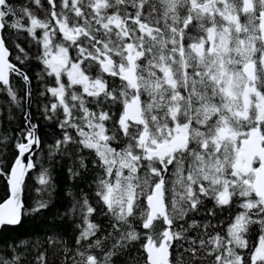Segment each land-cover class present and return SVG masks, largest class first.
Returning a JSON list of instances; mask_svg holds the SVG:
<instances>
[{"label": "snow or ice", "instance_id": "obj_1", "mask_svg": "<svg viewBox=\"0 0 264 264\" xmlns=\"http://www.w3.org/2000/svg\"><path fill=\"white\" fill-rule=\"evenodd\" d=\"M32 60L51 144L30 111ZM0 96L23 116L0 130V232L48 224L40 157L72 159L84 182L56 211L70 239L55 220L0 235V264H264V0H0Z\"/></svg>", "mask_w": 264, "mask_h": 264}, {"label": "trees", "instance_id": "obj_2", "mask_svg": "<svg viewBox=\"0 0 264 264\" xmlns=\"http://www.w3.org/2000/svg\"><path fill=\"white\" fill-rule=\"evenodd\" d=\"M14 2L20 4L23 3L24 0H14ZM26 38L28 37L22 36L21 40L18 42L34 54L36 48L31 40L29 38L27 40ZM41 69L42 66L39 62L35 60L29 62L27 71L32 78L31 89L33 99V104L30 108V111L32 112V115L34 117L33 123H37L40 125L39 134L41 135L42 140L46 139L47 142L51 144L53 142V138L59 136V129L54 124L46 123L44 117L40 114L41 109L37 107V105L41 104V101L43 99L38 96V93L43 90V84L36 78ZM15 86L20 89H23L25 87L24 83L19 80L15 82ZM19 94L24 95L23 91H21ZM7 99V96H0V122H2L3 124V128L0 130L11 129V131L15 133L17 130V125H20L21 127L23 126V116L15 106H11V109L9 111L10 106L3 103V101H6ZM9 116L12 117V120L8 119ZM37 151L40 150L38 149ZM44 155L46 156V152ZM5 156H11V146L5 149ZM40 159L43 161L44 166L50 169L51 175L53 177V183L55 185V188L52 191V209L51 211L46 213V215H48L50 218L49 222L47 225H45V223L41 219L37 218L29 219L25 221L21 226L6 227L4 230H2V232H0V235H2V238L4 240L28 237L32 236L34 233L42 236L43 232L53 230L52 220H55L54 227L64 232V234L70 239V224L66 219L61 220L56 218V211L59 210L60 212H63L70 205L71 198L67 195L68 191L71 189L72 191L77 192L79 188L84 187V182L81 180L74 181L69 179L68 168L72 164V159L68 157L61 158L60 156L55 157L50 162L47 161L44 156L40 157ZM88 179L90 180L91 177H88ZM36 187H39V185L34 183L33 191L29 194L31 200L38 199L40 196H43L45 199H47V193H37L34 190ZM85 190L87 191L88 189ZM3 193L4 182L2 179H0V197L3 196ZM208 207H211V202H208ZM228 215L229 213L227 211L222 213V216L224 218H227ZM197 219H203V217H197ZM213 222L215 223V221ZM47 254L50 261L55 260L51 249L48 250ZM132 254L134 255L135 252H133ZM35 255V252H30L27 257L28 261L32 262V264H35ZM114 260L115 264H125L126 256H118L115 257Z\"/></svg>", "mask_w": 264, "mask_h": 264}, {"label": "flooded vegetation", "instance_id": "obj_3", "mask_svg": "<svg viewBox=\"0 0 264 264\" xmlns=\"http://www.w3.org/2000/svg\"><path fill=\"white\" fill-rule=\"evenodd\" d=\"M24 36H26V35H24ZM27 37V36H26ZM29 38V37H28ZM28 38H26L27 40H28ZM30 39V38H29ZM31 40V39H30ZM40 63V62H39ZM41 64V63H40ZM41 66H42V64H41Z\"/></svg>", "mask_w": 264, "mask_h": 264}, {"label": "bare ground", "instance_id": "obj_4", "mask_svg": "<svg viewBox=\"0 0 264 264\" xmlns=\"http://www.w3.org/2000/svg\"><path fill=\"white\" fill-rule=\"evenodd\" d=\"M40 67V66H39ZM66 236V235H65Z\"/></svg>", "mask_w": 264, "mask_h": 264}, {"label": "water", "instance_id": "obj_5", "mask_svg": "<svg viewBox=\"0 0 264 264\" xmlns=\"http://www.w3.org/2000/svg\"><path fill=\"white\" fill-rule=\"evenodd\" d=\"M38 150V149H37Z\"/></svg>", "mask_w": 264, "mask_h": 264}]
</instances>
